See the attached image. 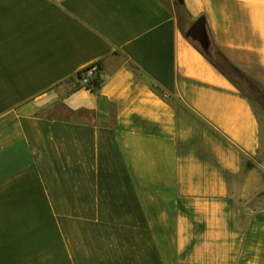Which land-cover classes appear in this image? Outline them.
Wrapping results in <instances>:
<instances>
[{
	"label": "crops",
	"instance_id": "1",
	"mask_svg": "<svg viewBox=\"0 0 264 264\" xmlns=\"http://www.w3.org/2000/svg\"><path fill=\"white\" fill-rule=\"evenodd\" d=\"M201 18L264 89V0H0V264H264L263 123Z\"/></svg>",
	"mask_w": 264,
	"mask_h": 264
},
{
	"label": "rangeland",
	"instance_id": "2",
	"mask_svg": "<svg viewBox=\"0 0 264 264\" xmlns=\"http://www.w3.org/2000/svg\"><path fill=\"white\" fill-rule=\"evenodd\" d=\"M192 25L187 29L188 34ZM190 36H192L197 41L201 48L207 50L208 54L213 57L221 69L231 78L234 86L253 100L261 116L264 132V89L251 80L244 72L232 67L231 64H229L217 52L209 51V41L207 35H205L206 40L204 41L194 35Z\"/></svg>",
	"mask_w": 264,
	"mask_h": 264
},
{
	"label": "built area",
	"instance_id": "3",
	"mask_svg": "<svg viewBox=\"0 0 264 264\" xmlns=\"http://www.w3.org/2000/svg\"><path fill=\"white\" fill-rule=\"evenodd\" d=\"M98 65H92L87 67L82 74L78 77L81 82V85L87 88H94L95 81L98 79L97 72H98Z\"/></svg>",
	"mask_w": 264,
	"mask_h": 264
},
{
	"label": "water",
	"instance_id": "4",
	"mask_svg": "<svg viewBox=\"0 0 264 264\" xmlns=\"http://www.w3.org/2000/svg\"><path fill=\"white\" fill-rule=\"evenodd\" d=\"M205 19L201 18L197 20L191 27L189 34L194 35L201 40H206V30L204 28Z\"/></svg>",
	"mask_w": 264,
	"mask_h": 264
},
{
	"label": "trees",
	"instance_id": "5",
	"mask_svg": "<svg viewBox=\"0 0 264 264\" xmlns=\"http://www.w3.org/2000/svg\"><path fill=\"white\" fill-rule=\"evenodd\" d=\"M179 2H181V3H183L184 2V0H178ZM229 63V62H228ZM232 67H234L233 65H231ZM234 68H236V67H234ZM237 70H239L238 68H236ZM85 70V69H84ZM84 70H82L81 72H79V74H78V77L82 74V72L84 71ZM241 71V70H240ZM101 85V81L99 80V79H97L96 81H95V85H94V88L93 89H96V88H98L99 86Z\"/></svg>",
	"mask_w": 264,
	"mask_h": 264
}]
</instances>
